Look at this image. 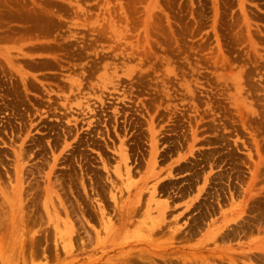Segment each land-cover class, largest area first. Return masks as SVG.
I'll list each match as a JSON object with an SVG mask.
<instances>
[{
	"label": "rangeland",
	"instance_id": "rangeland-1",
	"mask_svg": "<svg viewBox=\"0 0 264 264\" xmlns=\"http://www.w3.org/2000/svg\"><path fill=\"white\" fill-rule=\"evenodd\" d=\"M18 192L35 263L152 194L177 230L143 264H264V0H0V221Z\"/></svg>",
	"mask_w": 264,
	"mask_h": 264
},
{
	"label": "bare ground",
	"instance_id": "bare-ground-1",
	"mask_svg": "<svg viewBox=\"0 0 264 264\" xmlns=\"http://www.w3.org/2000/svg\"><path fill=\"white\" fill-rule=\"evenodd\" d=\"M118 173L119 172H117V174ZM120 175L121 172L119 173V176ZM127 175H130V173ZM19 183L21 184L20 181ZM19 190L20 192H22L21 187H19ZM20 192H18V198L12 197L8 202V206L10 207L11 214L6 212L4 214L3 219L0 221V230L2 229L6 221L9 226L7 230L2 234V236H0V246L3 249V251H6L7 249L12 251L11 254L2 253L0 257V263L1 264H40V263H35L34 261L39 255L40 257L41 255L42 256L45 255V257L48 258L46 256L47 255L46 253L45 254H43L42 252H40L39 254L36 253V250L33 246L32 249L29 250V253L26 254L25 250L23 249V245L20 244V247L17 249V247H15L14 244L18 234L23 233L24 230L23 225H26V220L24 217L25 215L24 208L22 207V205L19 203L18 200L20 199ZM50 192L52 193L53 191L50 190ZM128 192L129 194H131V191ZM154 197L151 194V196L146 200L145 204L141 203L139 197L137 198V201H135L134 203L127 204V202H123L121 205L118 204L119 209L118 211L116 210L118 213L115 222H113L110 217L107 218L108 215L106 216V214L108 212H106V208L104 204L101 205L100 210L98 211L101 220V224L100 223L99 224L100 226L102 225V228L106 233L105 237L107 238V239L105 238L106 240L104 239L101 243V249L104 250V254L97 255L93 259L87 258L81 261L80 260H73L68 262L65 261V262H61L60 264H127V263L143 264V261L145 260V256H143V254L145 252H152V253L154 252L153 250L156 249L155 244H157V240L159 238L158 236L159 235L162 236L165 233H170L172 235L177 230L176 227L174 229H171L172 226L170 224L174 226L173 222L165 221V218H167L168 216V212H167L168 207H170L169 202L165 201L164 204L163 202L159 203V201L157 202L156 200H154ZM115 198H113V200L115 204H117ZM120 198H122V196ZM155 201L157 203H154ZM44 208H46V205L44 206ZM61 212L64 214L66 218L65 221L60 217ZM61 212L57 208H53L52 210L47 209L46 211V215L48 219L53 223L54 229L56 230L55 235H58L59 238H62L65 241L66 240L71 241L76 239L80 234L78 233V229L81 227H79L80 226L79 225L78 226L79 228H76L74 224V220H73L74 218L72 219V217L75 213H73L67 207L61 209ZM153 212L156 213L154 216L152 215ZM79 213L83 215V217H85L84 216L85 213H83V211H79ZM61 221H63L65 225L64 227L62 226L63 228L59 227V225H62ZM132 226L135 227L134 230L136 231L133 236H129L128 230ZM165 228H169L170 230ZM118 230H120V233L115 234V232ZM32 245L33 243H31V246ZM70 246L72 247L63 244L65 257L70 255L74 256L80 253L85 254V256H92L95 255L97 251H100V250H94L95 248H90L88 250L81 248L80 251L78 250L79 252H76L74 251L76 248L74 249L71 243ZM106 251H110L114 255L107 256V254L109 253H107ZM148 262L152 263V261H148Z\"/></svg>",
	"mask_w": 264,
	"mask_h": 264
}]
</instances>
